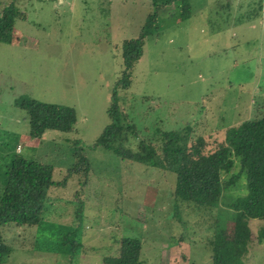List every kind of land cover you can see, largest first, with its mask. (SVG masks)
<instances>
[{"label": "rangeland", "instance_id": "374dc122", "mask_svg": "<svg viewBox=\"0 0 264 264\" xmlns=\"http://www.w3.org/2000/svg\"><path fill=\"white\" fill-rule=\"evenodd\" d=\"M14 1L25 16L16 21L12 42L0 44V195L16 155L53 166L54 180L61 181L76 163L74 142L81 141L92 172L78 224L80 176H74L51 190L50 199L58 201H48L41 226L1 229L15 250L6 264H104L119 255L124 238L142 242V264H226L211 256L210 214L185 205L176 216L174 173L90 147L110 125L123 45L136 40L156 12L159 29L146 39L130 87L119 94L138 131L127 147L138 150L142 139L192 127L212 151L228 129L262 117L264 17L253 20L248 12L259 0H232L230 10L228 0H185L161 10L153 0H0V14ZM21 98L72 107L78 123L71 133L47 131L33 140L29 116L17 105ZM246 192L245 179L224 192L213 211L222 229H233L231 204ZM250 227L243 264H264L257 239L264 221ZM73 231L82 244L76 255L60 241Z\"/></svg>", "mask_w": 264, "mask_h": 264}, {"label": "trees", "instance_id": "16d2710c", "mask_svg": "<svg viewBox=\"0 0 264 264\" xmlns=\"http://www.w3.org/2000/svg\"><path fill=\"white\" fill-rule=\"evenodd\" d=\"M180 1L185 0H153V3L161 10ZM17 3L11 2L0 14V44L12 42L16 21L25 16ZM257 4L258 9L248 11L253 20L261 19V12H264V0H259ZM225 7L226 10L234 8L232 0H228ZM158 23L156 12L150 16L136 40L124 43V71L122 78L116 82L108 108L110 125L90 149L105 150L124 160L174 173L176 216H179L181 206L185 205L210 214L213 220L210 228L214 235L208 240V245L212 259L226 264H243L253 240L250 223L253 220L264 221V115L228 129L224 142L218 143L212 151H208L209 141L196 135L192 127L162 131L150 140L142 139L138 150L126 146L131 136L138 137V131L122 111L119 94L130 87L131 71L144 54L146 39L159 29ZM17 105L29 116V137L33 140L42 139L47 131L71 133L78 123L76 110L69 106L42 103L30 98H21ZM157 143L160 148L155 146ZM81 144V141L74 142L76 163L61 181L54 180L53 166L20 155L14 157L6 170V180L0 195V264H6L15 251L5 240L1 229L8 225L28 228L41 226L49 212L48 201H53V198L50 199L51 190L66 186L74 176H80V187L74 195L79 207L73 217L75 224L80 222L84 205L82 195L92 172ZM237 166L240 171L226 180L224 176H230ZM243 179L247 192L244 196L236 197L231 204L233 229H222L213 211L224 192L237 187ZM257 239L259 244L264 245V228L259 231ZM61 240L63 247L71 246L69 251L74 255L82 248L77 231L63 234ZM119 247V255L104 258V264H142L143 246L139 239L124 238Z\"/></svg>", "mask_w": 264, "mask_h": 264}, {"label": "crops", "instance_id": "0c3cea01", "mask_svg": "<svg viewBox=\"0 0 264 264\" xmlns=\"http://www.w3.org/2000/svg\"><path fill=\"white\" fill-rule=\"evenodd\" d=\"M263 17H264V15L262 16V18H263ZM57 201H58V200L54 201V203L57 202ZM73 222L75 223V221H73Z\"/></svg>", "mask_w": 264, "mask_h": 264}]
</instances>
